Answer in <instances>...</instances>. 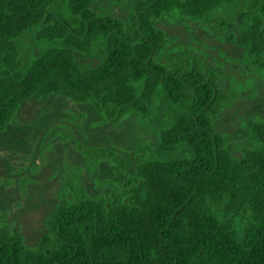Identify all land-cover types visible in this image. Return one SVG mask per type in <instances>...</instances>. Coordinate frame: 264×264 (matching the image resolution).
I'll return each instance as SVG.
<instances>
[{
  "label": "trees",
  "instance_id": "16d2710c",
  "mask_svg": "<svg viewBox=\"0 0 264 264\" xmlns=\"http://www.w3.org/2000/svg\"><path fill=\"white\" fill-rule=\"evenodd\" d=\"M92 1L0 0V131L31 97L62 94L109 119L165 104L158 146L183 153L79 143L88 161L116 165L124 191L91 195L67 178L36 246L0 228V264H264V123L250 122L255 143L235 156L214 126L223 88L198 64L160 62L165 34L153 23L168 11L202 17L240 2L242 27L228 39L262 67L264 0H139L136 27L94 11ZM26 35L39 49L24 58ZM94 48L99 62L80 65L76 51Z\"/></svg>",
  "mask_w": 264,
  "mask_h": 264
},
{
  "label": "rangeland",
  "instance_id": "374dc122",
  "mask_svg": "<svg viewBox=\"0 0 264 264\" xmlns=\"http://www.w3.org/2000/svg\"><path fill=\"white\" fill-rule=\"evenodd\" d=\"M138 1L93 0L91 7L136 27ZM241 6L240 2L223 4L202 17L173 10L153 22L165 34L164 47L157 56L160 62L172 68L198 64L223 88L225 97L214 126L235 156L255 143L250 122L264 123V66L255 65L228 39L242 27L237 21ZM21 43L24 58L39 49L30 35ZM75 56L82 66H94L101 58L97 48L76 51ZM166 108L159 104L155 112L146 115L127 113L109 119L90 103L62 94L23 101L0 131V228L19 232L27 246H36L47 232L46 218L66 179L73 175L91 195L108 198L112 190L124 191L126 179L123 183L116 180V165L106 159L88 161L79 143L120 154L181 155L182 150L166 152L158 146ZM73 166L78 169L72 170ZM235 224L242 229L238 219Z\"/></svg>",
  "mask_w": 264,
  "mask_h": 264
},
{
  "label": "flooded vegetation",
  "instance_id": "af4514ba",
  "mask_svg": "<svg viewBox=\"0 0 264 264\" xmlns=\"http://www.w3.org/2000/svg\"><path fill=\"white\" fill-rule=\"evenodd\" d=\"M10 121H11V120H10ZM8 124H9V123H8ZM8 124H7V125H8ZM7 125H6V127H7ZM6 127H5V128H6ZM2 131H3V130H2Z\"/></svg>",
  "mask_w": 264,
  "mask_h": 264
}]
</instances>
